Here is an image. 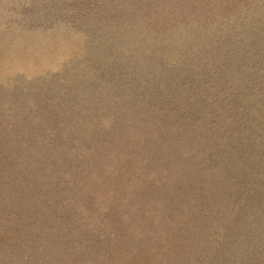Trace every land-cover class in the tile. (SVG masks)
<instances>
[{
	"label": "rangeland",
	"instance_id": "1",
	"mask_svg": "<svg viewBox=\"0 0 264 264\" xmlns=\"http://www.w3.org/2000/svg\"><path fill=\"white\" fill-rule=\"evenodd\" d=\"M101 70L110 86L128 92L124 105L137 107V118L157 123L174 154L171 167H183L177 152L196 154L208 142L218 147L200 155L208 172L204 181L194 180L200 189L192 197L203 210L196 211L202 219L195 221L196 231L178 215L180 223L159 215L148 235L139 237L132 220L118 240L128 254L118 252L116 261L213 264L229 215L213 217L210 186L223 175L228 185L242 187L243 201L233 195L228 200L238 209L264 180V149L256 142L264 134V0H0V170L21 168L50 180L48 165L41 160L37 169L25 152L37 154L39 139L57 132L61 122L49 114L53 104L65 107L73 98L64 90L59 99L51 88L64 85L67 75L81 79ZM122 71L125 80L119 82ZM146 97L152 103L144 108ZM223 151L230 160L220 157ZM65 167L70 185L54 182L59 190L51 203L58 194L64 200L75 195L76 172ZM213 167L221 171L213 175ZM243 250L227 261L264 264V250L259 260ZM90 255L102 264L97 251Z\"/></svg>",
	"mask_w": 264,
	"mask_h": 264
},
{
	"label": "trees",
	"instance_id": "2",
	"mask_svg": "<svg viewBox=\"0 0 264 264\" xmlns=\"http://www.w3.org/2000/svg\"><path fill=\"white\" fill-rule=\"evenodd\" d=\"M99 72L101 75L97 71L80 75L83 80L67 75L64 85L51 88L59 99L64 98V90L73 98L65 107H61L63 103L53 104L49 114L57 115L61 122L57 132L39 139L41 150L37 154L25 152V160L36 163L37 169L41 160L48 165L50 180L21 168L16 172L0 170V264H96L90 255L93 250L102 264H118V252L128 254L118 240L132 220L141 233L139 237L148 235L159 215L180 223L175 219L178 215L190 230L198 228L200 223L195 221L202 219L195 214L203 210L197 209L192 197V191L200 189L194 180L204 181L208 170L202 167L201 156L218 147L208 142L201 143L202 152L196 154L177 152L183 156V167H171L174 154L159 134L157 123L148 126L143 118H137L138 108L130 110L123 102L129 97L128 89L125 93L120 85L110 86L102 75L105 71ZM124 73H120L119 82L125 80ZM145 100L144 108L152 103L151 97ZM257 138L264 149V134ZM221 156L230 160L225 151ZM189 160L194 168L190 169ZM66 164L76 172L71 182L75 195L64 200L58 194L51 203L50 197L59 190L52 187L54 182L70 185V175L62 171ZM213 168V175L221 171L220 167ZM58 172L62 175H56ZM219 177L222 179L215 177L218 186L209 188L207 206L213 217L223 213L229 216L222 224L224 235L213 264H230L228 257L233 252L239 255L243 249L259 260L264 250V180L257 182L245 205L236 209L237 204L231 205L229 197L243 201L245 191L234 182L225 183L223 175ZM55 204L62 205V210Z\"/></svg>",
	"mask_w": 264,
	"mask_h": 264
}]
</instances>
